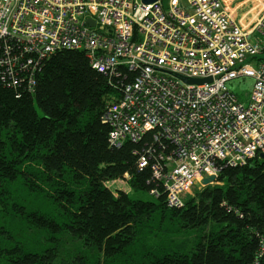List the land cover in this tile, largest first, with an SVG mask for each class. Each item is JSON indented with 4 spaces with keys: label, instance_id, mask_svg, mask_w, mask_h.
<instances>
[{
    "label": "trees",
    "instance_id": "16d2710c",
    "mask_svg": "<svg viewBox=\"0 0 264 264\" xmlns=\"http://www.w3.org/2000/svg\"><path fill=\"white\" fill-rule=\"evenodd\" d=\"M133 75L100 72L68 48L0 66V199L19 211L25 187L55 205L31 212L28 241L0 243V264H264V157L224 165L182 208L164 192L146 200L107 185L158 188L151 165L163 142L147 133L112 146L104 121Z\"/></svg>",
    "mask_w": 264,
    "mask_h": 264
},
{
    "label": "built area",
    "instance_id": "2783aa9c",
    "mask_svg": "<svg viewBox=\"0 0 264 264\" xmlns=\"http://www.w3.org/2000/svg\"><path fill=\"white\" fill-rule=\"evenodd\" d=\"M234 2L0 0V66L24 68L68 48L100 72H132L106 109L109 142L120 147L147 133L163 142L150 194L164 192L168 207L182 208L204 178L264 153V0ZM240 77L254 81L248 102L228 87ZM140 162L148 165L145 156Z\"/></svg>",
    "mask_w": 264,
    "mask_h": 264
},
{
    "label": "rangeland",
    "instance_id": "374dc122",
    "mask_svg": "<svg viewBox=\"0 0 264 264\" xmlns=\"http://www.w3.org/2000/svg\"><path fill=\"white\" fill-rule=\"evenodd\" d=\"M167 2V0H164ZM249 5L246 6V8ZM245 10V9H243ZM242 10V11H243ZM254 81L250 77H240L234 80H231L228 83V87L233 90L239 99L244 102H248L250 98L251 91L253 89ZM38 111L42 114V110L37 105ZM119 187V190L129 191L134 198L141 197L146 200H154L155 198L151 196L146 191L142 190H134L125 180H120L116 183ZM116 185L111 184V188L115 189ZM196 185L191 192L187 196H193L199 189ZM31 191V190H30ZM24 187V190L20 192L24 195V201L20 202V210L17 211L15 206L5 204L0 199V243L5 245H12L16 240L18 241H28L30 233L33 232L34 223L29 221L31 216V212L36 209H49L50 211L55 208L54 203H52L51 199L45 195H34V192H30ZM3 196V195H1ZM188 197V198H189Z\"/></svg>",
    "mask_w": 264,
    "mask_h": 264
},
{
    "label": "water",
    "instance_id": "95a60500",
    "mask_svg": "<svg viewBox=\"0 0 264 264\" xmlns=\"http://www.w3.org/2000/svg\"><path fill=\"white\" fill-rule=\"evenodd\" d=\"M143 1L146 3H152V2H155L157 0H143ZM90 22L92 24H94V21L90 20ZM184 79L189 81V82H194V83H203L204 81H211L212 80V78H210V77L209 78H187V77H184ZM260 157H264V153H261ZM215 180H216L215 176H210V177L204 178L203 182L205 185H209Z\"/></svg>",
    "mask_w": 264,
    "mask_h": 264
},
{
    "label": "crops",
    "instance_id": "0c3cea01",
    "mask_svg": "<svg viewBox=\"0 0 264 264\" xmlns=\"http://www.w3.org/2000/svg\"><path fill=\"white\" fill-rule=\"evenodd\" d=\"M227 2H229L231 5H233L235 2H234V0H226ZM241 17V13L240 12H238L237 13V19H239Z\"/></svg>",
    "mask_w": 264,
    "mask_h": 264
},
{
    "label": "bare ground",
    "instance_id": "6f19581e",
    "mask_svg": "<svg viewBox=\"0 0 264 264\" xmlns=\"http://www.w3.org/2000/svg\"><path fill=\"white\" fill-rule=\"evenodd\" d=\"M127 141V140H126ZM124 144V143H123Z\"/></svg>",
    "mask_w": 264,
    "mask_h": 264
}]
</instances>
